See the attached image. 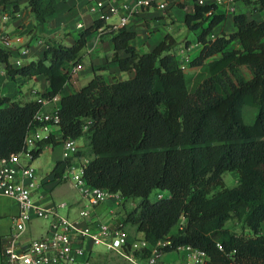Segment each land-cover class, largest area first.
Here are the masks:
<instances>
[{"label": "trees", "instance_id": "trees-1", "mask_svg": "<svg viewBox=\"0 0 264 264\" xmlns=\"http://www.w3.org/2000/svg\"><path fill=\"white\" fill-rule=\"evenodd\" d=\"M244 1H253L254 10L264 9V0ZM56 2L28 0L27 5L39 23L55 12ZM208 7L195 3L184 16L189 29L200 26L202 43L189 62L199 67L191 88L171 34L139 52L130 43L134 31L123 26L113 32L111 58L133 74L107 81L94 72L85 84L64 92L70 65L81 60L88 35L104 23L101 18L80 29L71 44L47 39L41 56L20 65L10 61L11 48L0 46V66L12 78L41 74L49 87L40 94H59L61 136L50 132L38 139L32 158L46 145L83 137L89 147L86 181L119 192L124 204L138 199L125 209L123 223L135 224L150 243L169 237L164 251L190 243L206 251L204 264H264V19L235 12L234 29L208 39L223 18L221 13L206 18ZM232 41L237 46L228 47ZM40 105L33 98L22 102L0 93V155L23 148L27 131L43 123L34 117ZM245 105L257 108L249 123L243 120ZM72 161L55 162L56 183ZM227 170L238 172L236 185L223 184ZM215 186L220 188L212 191ZM154 188L169 193L150 200ZM231 217L241 219L252 234L226 227ZM147 253V247L140 251Z\"/></svg>", "mask_w": 264, "mask_h": 264}, {"label": "built area", "instance_id": "built-area-1", "mask_svg": "<svg viewBox=\"0 0 264 264\" xmlns=\"http://www.w3.org/2000/svg\"><path fill=\"white\" fill-rule=\"evenodd\" d=\"M239 0H85L86 9L96 18L103 19L104 23L98 27L102 29L107 25L109 30L116 31L127 25L130 17L142 8L155 5L166 8L170 4L182 6L191 5L192 12L194 4H207L209 7L204 12L206 18L219 13L218 7L224 12H238ZM95 18V19H96ZM77 27L83 24L79 21ZM216 34L209 32L206 37L214 39ZM195 44L202 43L198 40ZM0 46L11 48V40L6 33L0 32ZM192 44L181 43L176 46L174 54L181 67L189 65L192 58ZM20 53L26 54L29 47L22 45ZM12 62V61H11ZM20 58H15L14 65L21 64ZM82 68L80 62L70 65V80ZM33 99L38 100L41 105L36 110L34 117L43 123L37 127L30 128L24 137V146L19 151L11 152L7 156L0 155V194L14 197L18 203V211L11 217V229L4 237L1 250V264H71L78 255L87 252L85 241L92 244H105L109 249L121 253L124 264H204L208 258L205 250L190 243L175 245L170 251H175L178 256L166 260L164 251L166 245L171 244V239L165 237L152 244L144 237L136 238L134 241L128 238V232L121 225H111L103 220H94L91 217V209L110 197L116 201L123 202L119 192L89 184L83 173L88 157L78 160L75 155L79 148L75 138L66 137L61 140L63 158L73 157L62 176L57 179L68 178L79 192L82 206L76 217L61 213L60 208L66 206L65 201H57L51 205L38 204L34 200L35 189L39 187L40 181L35 168L31 164V147L36 141L47 133L50 127L59 122V94L44 97L34 90ZM48 104L50 107L45 108ZM26 161H22V158ZM164 196L161 193L159 197ZM129 202L134 204L133 199ZM47 218V227L41 236L32 237L22 242L21 233L26 228L32 217ZM148 248L145 256L140 255L142 248Z\"/></svg>", "mask_w": 264, "mask_h": 264}, {"label": "crops", "instance_id": "crops-1", "mask_svg": "<svg viewBox=\"0 0 264 264\" xmlns=\"http://www.w3.org/2000/svg\"><path fill=\"white\" fill-rule=\"evenodd\" d=\"M27 2L28 0H4L0 3V32L6 33L11 40L12 52L10 61L12 62L15 58H20L22 61L21 63H25L41 56L47 45V39H55L64 44H71L77 37L78 31L92 24L96 18L95 15L87 11L85 0H57L55 12L48 16L45 21L37 23L27 5ZM244 2L245 1L243 0H239L237 3V9L240 3L242 5L247 3ZM190 10L191 5L182 6L170 4L166 8L155 5L153 7L142 8L136 11L130 17L127 25H125L127 29L133 30L135 33L130 39V43L139 52L148 51L151 50L165 34H171L175 39V44L172 49L173 51L177 45L185 43L193 45L191 53L194 54L196 50L199 52L201 45L195 43L198 41L197 34L200 31V26L190 29L192 30L191 34L193 36H190L187 33H185L184 36H178L180 32L183 31L184 26H186L184 22L185 13ZM219 13L223 14V18L215 25V27H213L212 32L216 35L220 34L216 31V28L223 25L230 27V31L234 29L232 20V15L234 13L220 11ZM70 14L73 16L70 17ZM228 16L231 17V24L226 21ZM255 19L262 20L264 18ZM79 21L83 24L82 27L76 26V23ZM164 25L167 27H163ZM72 27L78 30L75 35L74 32L71 31ZM61 30L68 34L63 36ZM113 32L114 31L109 30L106 25L102 29L95 28L88 35L87 42L80 51L82 58L79 62L82 64L83 61V67L72 80L65 84L63 89L64 92H72L74 89L79 88L80 84L78 81L83 73L85 57L88 58L89 68L93 73H102L107 81L127 78L133 74V70H121L118 63L111 58L112 53L114 52V43L112 40ZM33 37L36 39L34 43L32 41ZM22 45L29 47L28 53H20L19 48ZM231 46H237V43L232 41L228 47ZM118 53L119 55L125 54L121 49L118 50ZM196 54H194V56ZM198 71L199 67L195 71V74ZM24 84H26V87L22 88ZM48 87V80L41 74L33 75L32 77L16 75L12 78L7 71L0 66V93L8 95L12 99L24 102L34 97V90L37 93H41ZM44 107L48 108L50 105L46 104ZM50 130L56 137L59 138L61 136L59 125H52ZM50 145L52 146L50 147ZM45 147L50 148L51 159L48 161L50 163H48L45 168H42V166H38L37 168L34 167L39 178L38 180L40 181L39 187L35 189L34 200L36 203L43 205H51L57 201H65L67 204L60 208V212L76 217L79 208L82 206L80 195L75 192L73 194H68L64 192L63 188L59 189V186L67 181L68 178L56 183L55 180H53V174L51 172L55 162L58 159L63 158L61 141L55 144L46 145ZM45 147L40 152H42ZM22 161L24 162L26 159L23 157ZM54 192H57L56 197L60 199L55 200ZM17 211L18 203L16 199L8 195L0 194V264L2 262L1 250L4 243V237L9 233L11 229V217ZM124 215L125 204L123 202L118 203L114 197H110L107 201L91 209V217L94 220H103L111 225H124L123 227L128 232L129 239L134 241L136 238L143 237V233L136 229L135 224L130 222L123 223ZM40 218L42 217L36 216L32 213L30 221L21 233L20 239L22 242L28 241L32 237L41 236L45 232L47 227L46 223L42 227L41 223L38 222V224H35L34 222V220ZM85 245L87 252L78 255L74 262L81 260L83 264H120V262L121 264H124V259L121 253L114 249H109L105 244L102 245H104L107 250L113 252L115 256L111 255L104 257L99 252L100 263L92 262L91 256L96 252V250H93L95 244L86 240Z\"/></svg>", "mask_w": 264, "mask_h": 264}, {"label": "rangeland", "instance_id": "rangeland-1", "mask_svg": "<svg viewBox=\"0 0 264 264\" xmlns=\"http://www.w3.org/2000/svg\"><path fill=\"white\" fill-rule=\"evenodd\" d=\"M253 5H254L253 1L247 2V3H245V5H242L240 3V5H238V11H248V12H250V15L255 17V18H264V9L254 10L253 9ZM218 9H219L220 12H224L221 7H218ZM71 16H73V15L70 14V17ZM69 19H71V18H69ZM226 21H227V23L231 24V17L228 16L226 18ZM203 24L206 25L207 24V20H204ZM163 27H167V26L164 25ZM212 30H213V28H212ZM62 31L63 30H61V33L63 34V36L68 34V33L62 32ZM71 31H73L74 35H75L78 30L72 27ZM216 31L219 32V33H221L222 31L225 32V33H229L230 27H227V26L223 25L221 27L216 28ZM185 33L189 34L190 36H193L191 34L192 30H190L187 26H184L183 31L180 32V34L178 36H184ZM32 41H33V43L36 41L35 37H33ZM197 52H198V50H196L194 52V54H196ZM194 54L191 53L192 56H194ZM84 62H85L84 63L85 66L83 68V73L80 76L79 81H78L80 86L85 84L92 77V75L94 74L93 71L89 68V61H88L87 57L84 58ZM82 67H83V61H82ZM197 68H198L197 66H189V65L184 67V73H185L187 84H188L189 88H191L192 85L195 83V81L198 79L197 78L196 80H194V77H193V75H195V71L197 70ZM25 87H26V84H24L22 86V88H25ZM256 112H257V108L256 107H251V106L245 105L243 107V120H244V122H246V123L251 122L252 119H253V116H254V114ZM76 142L78 144H81V145H79V148H78V150L80 151L79 154H81V155H78V160L82 159L83 157L89 156L88 155L89 147L86 145L83 137L77 138ZM51 146L52 145H50V147ZM50 153H51L50 148H46L45 147V149L42 152H40L38 156L34 157L31 160V163H32L33 167L37 168L38 166H42V168H45L47 166V164L50 163V162H48L51 159V154ZM222 178H223V184L224 185H226V186L236 185L238 183V172L236 170H227V171L223 172ZM61 188H63L64 192H66L68 194H70V193L73 194L74 192L79 194L78 191L73 187V184H72L70 179H67V181L63 182L59 186V189H61ZM219 188H220V186H215L212 189V191H216ZM56 193L57 192H54L55 200L60 199V198L56 197L57 196ZM160 193L162 195L166 196V195H168L169 192H168L167 189L154 188L149 194L150 200H155L156 198H158ZM137 200L138 199H133L134 204H135V202ZM134 204H131L130 202L127 201L125 203V209L131 207ZM34 222H35V224H38V222L41 223V226L43 227L45 225V223L47 225L48 219L42 217L40 219L34 220ZM224 225L226 227H228L231 231L236 232L238 234H243L245 236L252 234V232L244 225L243 221L241 219H238L237 217L229 218L228 220H226ZM261 231L264 232V223H262ZM93 250L94 251L96 250V252H94L92 254L91 261L95 262V263H98L99 260H100L99 259V254H98L99 252L104 257L105 256H111V255L115 256V254L113 252H111L110 250H107V248L104 245H102V244H95L94 247H93ZM176 256H178V253H176L175 251H168V252H166L164 254V258L166 260H171L173 257H176ZM72 264H83V262L81 260H78V261H75ZM120 264H121V262H120Z\"/></svg>", "mask_w": 264, "mask_h": 264}]
</instances>
